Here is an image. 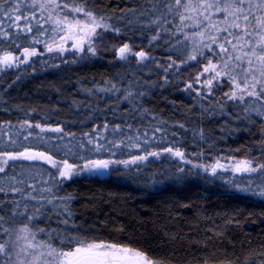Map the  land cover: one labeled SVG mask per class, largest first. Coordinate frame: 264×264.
I'll list each match as a JSON object with an SVG mask.
<instances>
[{
	"label": "trees",
	"instance_id": "16d2710c",
	"mask_svg": "<svg viewBox=\"0 0 264 264\" xmlns=\"http://www.w3.org/2000/svg\"><path fill=\"white\" fill-rule=\"evenodd\" d=\"M164 2L89 0V7L111 17L109 22L122 30L119 35L105 32L103 40L97 41L95 55L87 50L79 53L69 49L63 54L54 52L51 57L43 53L52 33L38 36L42 42L33 46L42 54L0 72V150H19L11 140H16L17 144H36V134H39L46 139L51 137L50 145L67 144L74 153L86 158L131 160L143 154L145 148L159 150L157 143L139 149L132 145L142 144L145 131L151 137L152 130L160 127L167 133L165 145L174 142L186 158L198 164H212L221 158H226L221 159L226 163L241 159L264 163V117L250 108L245 110L247 101L261 107L259 101L252 98H246L245 103L228 101L221 108L224 97L219 89L210 96H198L195 91L187 90V83L192 82L206 64L205 59L198 58L179 65L191 51L184 33L197 29L178 31V18L168 16L172 24L163 25L166 31L160 33L161 38L149 43L160 27L151 21L162 22L167 12ZM142 12L146 15H141ZM42 15L46 16L37 10V18ZM41 24L51 28L43 20ZM33 34L35 28L27 37L21 34L16 42L27 45ZM124 43L132 45L133 51H148L156 62L139 65L132 56L128 61L120 60L116 49ZM4 46H8L7 41ZM15 54L20 55V51ZM212 59L215 62V57ZM171 61L179 62V71L174 67L165 73ZM113 84L120 92L100 91ZM194 87L200 89L198 84ZM129 91L132 95L125 100ZM223 91L228 88L224 87ZM25 121L62 127L69 135L60 140L62 133H41L38 128H28ZM105 124L107 130L103 127ZM129 124L131 129L127 127ZM180 124L184 128H180ZM116 125L123 129L122 133L113 132ZM29 132L34 135L25 141L23 138ZM84 133L91 134L92 144ZM138 135L141 136L139 141L135 139ZM162 135L156 134L157 138ZM101 136L104 139H100ZM129 136L133 137L131 141ZM109 141L120 146L115 147ZM96 145H103L101 151L94 150ZM174 160L175 157L165 153L136 164L113 165L114 169L105 174H82L65 181L58 195L75 197L70 202L73 215L69 224L58 223L64 216L57 217L51 211L47 212L52 217L50 221L42 218L38 223L40 227L49 224L52 228L66 227L70 232L79 231L105 241L142 248L163 264H205V261L207 264H262L264 199L240 189L264 186V177L260 173L240 177L237 173L220 170L212 175L210 170L200 171L190 165L181 172ZM9 164L6 173L0 175H15L17 180H23V184H15L23 193L7 191L9 181L6 179L3 181L6 191L0 192V201L6 209L15 207L10 201H18L17 212H23L24 205L28 204L31 213L33 205L38 207L39 204L24 197L29 192L39 197V190L52 187L53 180L46 173L39 174L40 169L31 167L28 161H10ZM43 195L50 196L49 193ZM4 238L0 234V241Z\"/></svg>",
	"mask_w": 264,
	"mask_h": 264
},
{
	"label": "snow or ice",
	"instance_id": "6c2138e0",
	"mask_svg": "<svg viewBox=\"0 0 264 264\" xmlns=\"http://www.w3.org/2000/svg\"><path fill=\"white\" fill-rule=\"evenodd\" d=\"M88 5L89 0H0V72L18 67L29 62L32 57L42 54L33 45L42 42L38 36L49 32L52 33L50 42L45 43L48 52L57 51L63 54L69 50L65 45L68 41H72V50L77 52L87 50L95 55L97 41L103 40L105 32L119 35L122 30L109 22L111 17L96 13ZM163 7L167 12L163 14L162 22L151 21L152 24H159L160 27L156 34L151 36L149 43L161 38L160 33L166 31L163 25H171L172 21L167 17L172 16L174 19L178 18L180 22L176 25L178 31H183L184 28L197 29L191 33H184V40L189 41L191 51L181 63L187 64L189 61H197L198 58L207 61L203 71L192 82L187 83V90L195 91L198 96H210L219 89L224 97L221 108L228 101L245 103L246 98H252L253 101H259L261 107H255L251 101H247L248 108L245 110L250 108L257 115L264 117L262 110L264 109V0H165ZM37 10L47 15L37 18ZM141 15L146 13L142 12ZM214 16L217 19L214 20ZM41 20L50 24L51 28H44ZM34 28L35 34L31 36L27 45L16 42L21 34L27 37L28 34L33 33ZM6 41L7 47L4 46ZM178 43L183 42L178 41ZM17 50L20 51V55L15 54ZM116 51L119 59L123 61H128L132 56L139 65H144L146 61L156 62L148 51L144 49L133 51V46L128 43H124ZM212 57H215V62ZM174 67L179 71L176 61H171L164 72L168 73L169 69ZM201 77H204L203 80ZM165 79L167 80V77ZM194 84H200V89L195 88ZM224 87H227L228 91H223ZM201 89H205L206 92H202ZM100 91L120 92V89L113 84L109 88H101ZM131 95L129 91L124 99L127 100ZM24 123L28 128L40 129L41 133H62L63 135L58 137L60 140L69 135L62 127H46L39 123L33 125L28 121ZM103 127L107 130L108 125L105 124ZM127 127L131 129L132 125L129 124ZM179 127L184 128V125L180 124ZM113 132L122 133L123 129L116 125ZM157 133L164 135L157 138ZM33 135L29 132L23 139L28 141ZM84 135L88 137V143L92 144L91 134L84 133ZM172 135L175 136V133ZM142 136V144L134 143L133 147L139 149L144 145L151 147L152 143H157L159 150L145 148L143 154L135 155L131 160L86 158L74 153L67 144L50 145L49 141L52 138L46 139L39 134H36V144L31 142L17 144L16 140H11V144L19 150H0V174L6 173L10 161H28L31 167L40 169L39 174L46 173L51 177L53 185L40 189L39 197L32 195L31 192L24 197L27 200H36L39 204L38 207L33 205L34 211L31 213L28 212V204L24 205L23 212H17L18 201H10L15 204L12 209H6L4 202L0 201V234L5 237L0 241V264H163L142 248L105 241L81 234L79 231L70 232L66 227L52 228L50 224L40 227L38 223L42 218L43 221H50L52 217L47 215V212L51 211L57 217L64 216V219L58 220V223L65 226L69 224L73 215L70 202L75 197L72 194L61 196L58 193L62 191L65 181L82 174H104L113 165L136 164L148 160L150 156L159 158L165 153L192 164L174 142L165 145L166 130L155 127L151 137L148 131ZM201 138H203L202 133ZM100 139L104 137L101 136ZM132 139L133 137H128V140ZM135 139L139 141L141 136L138 135ZM109 143L115 147L120 146L114 141ZM80 147L83 148V144ZM102 148L103 145H96L94 150L99 152ZM221 159H216L212 164H193V167L203 168L204 171L210 170L212 175H216L218 170H231L234 173L259 172L261 177H264V163L254 166L253 160L243 159L226 164L222 163ZM41 165L48 167H40ZM178 171L182 172L183 168ZM6 179L9 181L7 191L23 193V189L16 187L15 184H23L24 181L17 180L15 175L10 177L0 175V192L6 191L3 186V181ZM44 183L48 182L44 181ZM29 187L36 191L33 185ZM240 190L264 199V186H258L256 189L249 186ZM43 193H49L50 196H44ZM48 205L51 206L50 209L47 208ZM6 212L11 214L6 216L3 214ZM18 217L24 219L18 220Z\"/></svg>",
	"mask_w": 264,
	"mask_h": 264
},
{
	"label": "rangeland",
	"instance_id": "374dc122",
	"mask_svg": "<svg viewBox=\"0 0 264 264\" xmlns=\"http://www.w3.org/2000/svg\"><path fill=\"white\" fill-rule=\"evenodd\" d=\"M41 14H43V13H41ZM45 15H47L46 13H45ZM111 23V22H110ZM112 24V23H111ZM60 35H62V33L60 34ZM57 42L59 43L60 41H59V38L57 39ZM71 43H72V41H68V43H67V45H65L67 48H69V49H71ZM54 52H57V51H53L52 53H50V52H48L47 50H45V52L43 53V54H45V55H48V56H51L52 57V55H54L55 53ZM79 53H81V52H79ZM179 63V62H178ZM178 63H177V65H178ZM206 63H207V61H206ZM179 65H182V63H180ZM203 71V70H202ZM203 78L204 77H201V80H203ZM198 85H200V84H198ZM188 159V158H187ZM189 160V159H188ZM241 160H243V159H241ZM175 162V165H177V166H179L180 168H183V167H186V165H190V166H192L193 167V164H198V162H193L192 161V164H189V163H185L183 160H181V159H179V158H177V157H175V160H174ZM233 161L234 160H232L231 162H228V163H226V162H224V161H222L221 160V162L222 163H226V164H231V163H233ZM235 162V161H234ZM253 163H254V166L255 165H257V164H259V163H256V162H254L253 161ZM115 167V166H114ZM114 167L113 168H110L109 170H113L114 169ZM197 170H200V171H202V170H204L203 168H196ZM229 171H231V170H229ZM223 172H228V171H223ZM231 172H233V171H231ZM105 174V173H104ZM259 174V172H256V173H237V175H240V177H242V176H255V175H258ZM97 175H99V174H97Z\"/></svg>",
	"mask_w": 264,
	"mask_h": 264
}]
</instances>
